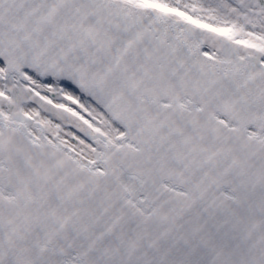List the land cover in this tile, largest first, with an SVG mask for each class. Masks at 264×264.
I'll use <instances>...</instances> for the list:
<instances>
[{"label": "snow or ice", "instance_id": "1", "mask_svg": "<svg viewBox=\"0 0 264 264\" xmlns=\"http://www.w3.org/2000/svg\"><path fill=\"white\" fill-rule=\"evenodd\" d=\"M0 264H264V0H0Z\"/></svg>", "mask_w": 264, "mask_h": 264}]
</instances>
